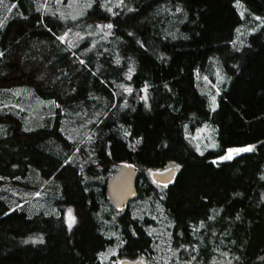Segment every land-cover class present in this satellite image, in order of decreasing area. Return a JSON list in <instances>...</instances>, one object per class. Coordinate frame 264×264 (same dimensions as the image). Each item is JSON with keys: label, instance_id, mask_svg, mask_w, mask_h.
<instances>
[{"label": "trees", "instance_id": "obj_1", "mask_svg": "<svg viewBox=\"0 0 264 264\" xmlns=\"http://www.w3.org/2000/svg\"><path fill=\"white\" fill-rule=\"evenodd\" d=\"M49 2L0 0V264H264V0ZM122 163L138 197L119 210Z\"/></svg>", "mask_w": 264, "mask_h": 264}, {"label": "rangeland", "instance_id": "obj_2", "mask_svg": "<svg viewBox=\"0 0 264 264\" xmlns=\"http://www.w3.org/2000/svg\"><path fill=\"white\" fill-rule=\"evenodd\" d=\"M48 1H50L49 2V6H50L51 2L53 0H48ZM59 1H60L59 4H61L64 0L63 1L59 0ZM81 1L80 0H73V8H72V10L75 11L74 14L76 15V17L78 16V8H79V4L81 3ZM47 3L45 4L44 7L47 6ZM55 5H57V2H56ZM63 9H64V7H63ZM58 10H62V7H59ZM79 12L82 13L81 11H79ZM82 37H83V35H81V34H79L77 32L75 34H73V35L71 34V32H68L64 36H62V40L63 41L67 40V41L70 42V45H75L76 42ZM220 88H221V90H220ZM213 90H215V93H214V95L212 97H214L215 94H217L219 92L221 93L222 84L220 86L217 84L215 87H213ZM14 96H15L14 98H16V99H14L13 102L16 103L17 105H20V104H23V103L29 104V101H27L29 99L28 95L27 96H25V95L23 96L21 93L20 94L19 93H15ZM42 102H43V105L40 106V110H41L40 114H43V115H45L47 117H50V115H52V110L50 109V106H49L50 104L47 103V101H42ZM10 106H11L10 102H7L6 104L0 102V114L5 112L4 111L5 107L9 108ZM216 106L217 105H215V107ZM7 113H10V111L8 110ZM34 116H35L34 114L33 115H31V114L28 115V113H26V114H24V120L27 119L28 121H30ZM187 138H188V141L190 142L191 146L201 155H204V154H206V153H208L210 151H213V150H215L217 148V142L212 137V133L207 128H201L200 130L195 132V134H189L187 136ZM248 149L252 150V147L243 149V151H251V150H248ZM232 154H233L232 152H229L230 157L226 155V157H224L225 160L230 159ZM168 168H176V167L172 165V166H170ZM167 169H165V170H167ZM165 170H162V171H165ZM151 175H152V178H153V172L151 173ZM10 189L11 188H9V187L1 186L0 191H3V190H9L10 191ZM39 195L40 194H38V191H36L35 194L34 193L33 194H26L24 196V198H29V201L30 200L32 201L33 199H37L39 197ZM13 199H15V197ZM39 201L40 200H36L34 202V204L32 206H30V210L31 211L34 212V211L38 210V208H40V205H38ZM36 205H38V206H36ZM30 214H31V212H30ZM67 214H68V218L70 219V222H73L74 221L73 211L71 209H69L67 211ZM116 256H117V250L112 249V250L108 251L107 253L103 254L102 257H101V260L103 262L108 263V264H116V263L117 264H121L120 263L121 261H116V260L112 261L113 258L116 257Z\"/></svg>", "mask_w": 264, "mask_h": 264}, {"label": "water", "instance_id": "obj_3", "mask_svg": "<svg viewBox=\"0 0 264 264\" xmlns=\"http://www.w3.org/2000/svg\"><path fill=\"white\" fill-rule=\"evenodd\" d=\"M138 169L132 164L122 163L118 170L108 180L107 197L115 208L119 210L125 209L130 201L138 197L136 180ZM178 171L175 168H169L165 171H157L153 173L155 182L161 185L171 184L177 177ZM121 264H144L142 260H123Z\"/></svg>", "mask_w": 264, "mask_h": 264}, {"label": "snow or ice", "instance_id": "obj_4", "mask_svg": "<svg viewBox=\"0 0 264 264\" xmlns=\"http://www.w3.org/2000/svg\"><path fill=\"white\" fill-rule=\"evenodd\" d=\"M121 2H122V0H121ZM107 27L111 28V27H112V25H111V24H109V25H107ZM248 150H251V149H248ZM235 151H239V150H235Z\"/></svg>", "mask_w": 264, "mask_h": 264}]
</instances>
